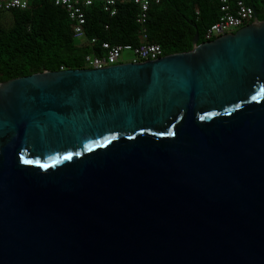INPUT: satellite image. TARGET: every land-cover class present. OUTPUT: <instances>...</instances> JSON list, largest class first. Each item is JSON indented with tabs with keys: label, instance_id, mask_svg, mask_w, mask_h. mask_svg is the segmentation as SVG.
Segmentation results:
<instances>
[{
	"label": "water",
	"instance_id": "1",
	"mask_svg": "<svg viewBox=\"0 0 264 264\" xmlns=\"http://www.w3.org/2000/svg\"><path fill=\"white\" fill-rule=\"evenodd\" d=\"M0 264H264V20L0 82Z\"/></svg>",
	"mask_w": 264,
	"mask_h": 264
},
{
	"label": "trees",
	"instance_id": "2",
	"mask_svg": "<svg viewBox=\"0 0 264 264\" xmlns=\"http://www.w3.org/2000/svg\"><path fill=\"white\" fill-rule=\"evenodd\" d=\"M246 1L264 20V0ZM220 7V0L153 3L146 23L148 41L159 44L164 55L190 51L196 33L199 43L207 41V30L219 18ZM84 9L87 37L83 41L74 39L68 11L53 0H33L27 9H0V82L62 68H85V56L93 51L89 42L93 38L99 47L103 42L142 43L138 7L133 1L122 3L114 16L99 1Z\"/></svg>",
	"mask_w": 264,
	"mask_h": 264
},
{
	"label": "built area",
	"instance_id": "3",
	"mask_svg": "<svg viewBox=\"0 0 264 264\" xmlns=\"http://www.w3.org/2000/svg\"><path fill=\"white\" fill-rule=\"evenodd\" d=\"M33 0H0V9H27ZM56 5L64 6L68 11L70 20L73 22V36L77 41L86 40L87 17L85 7L92 6L96 1L102 2L104 10L111 16L118 13V7L130 0H53ZM138 7L137 21L141 24L143 41L137 46L131 44H113L103 42L98 45L96 38L91 39L90 45L93 51L85 56L86 68L101 69L111 65L131 62L138 63L148 60H157L164 56L163 48L157 43H150L149 32L146 23L149 19V11L153 3L160 0H131ZM221 14L219 18L207 30L206 40H213L229 32L255 22L256 11L246 0H220ZM108 28V26H107ZM102 52H100L99 50ZM132 54L129 60H122L123 53ZM62 68L61 70H63Z\"/></svg>",
	"mask_w": 264,
	"mask_h": 264
},
{
	"label": "rangeland",
	"instance_id": "4",
	"mask_svg": "<svg viewBox=\"0 0 264 264\" xmlns=\"http://www.w3.org/2000/svg\"><path fill=\"white\" fill-rule=\"evenodd\" d=\"M131 56H132L131 53L125 51V52L123 53V56H122L121 59H122V60H129V59L131 58Z\"/></svg>",
	"mask_w": 264,
	"mask_h": 264
}]
</instances>
